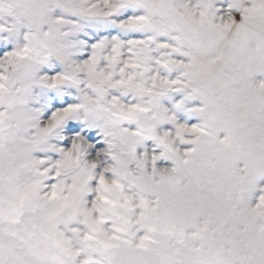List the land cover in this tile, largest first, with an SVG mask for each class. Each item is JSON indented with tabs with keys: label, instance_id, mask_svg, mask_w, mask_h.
Returning a JSON list of instances; mask_svg holds the SVG:
<instances>
[{
	"label": "snow or ice",
	"instance_id": "6c2138e0",
	"mask_svg": "<svg viewBox=\"0 0 264 264\" xmlns=\"http://www.w3.org/2000/svg\"><path fill=\"white\" fill-rule=\"evenodd\" d=\"M0 264H264V0H0Z\"/></svg>",
	"mask_w": 264,
	"mask_h": 264
}]
</instances>
